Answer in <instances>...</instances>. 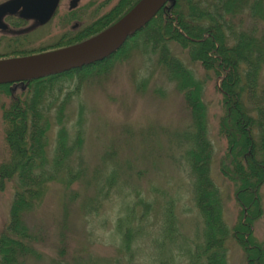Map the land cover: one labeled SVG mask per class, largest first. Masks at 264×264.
I'll return each mask as SVG.
<instances>
[{
	"label": "rangeland",
	"instance_id": "obj_1",
	"mask_svg": "<svg viewBox=\"0 0 264 264\" xmlns=\"http://www.w3.org/2000/svg\"><path fill=\"white\" fill-rule=\"evenodd\" d=\"M83 1L87 9L85 33L90 27H94L90 33L97 30L88 36V40L113 25L99 23L98 19L127 0ZM239 21L242 31L254 27L264 30V22L256 24L245 15ZM94 22L96 25H91ZM49 26L37 31L33 37V53L79 42H74L79 40L78 37H71L70 44L57 46L62 29ZM168 48L194 72L197 80H203L202 101L206 108L208 139L213 147L211 178L221 192L226 225L235 226L240 221L247 227L244 218L251 214L243 206L237 208L235 185L223 175V168L226 169L225 138L235 136L236 140L238 136L230 129L225 134L217 131L221 115L216 91L218 81L198 65L190 64L184 51L175 45L168 44ZM155 61L154 56L143 57L135 53L124 60H113L112 65L111 62L105 68L93 71L94 75L83 81L80 90L69 97L62 128L69 143L76 130L81 132L80 150L71 153L69 163L73 173L81 174L73 177L67 187L50 184L40 210L24 220L32 235L34 231L42 235L34 245L37 255L28 258L26 264H205L203 257L198 256L203 242L202 223L194 206L190 175L184 161L188 145L183 139L188 137L185 132L189 131L191 122L182 96L158 71ZM261 83L264 84V70ZM25 85L14 86L11 90L18 94ZM72 89L74 85H65L60 97L70 94ZM5 100L8 102L6 97ZM5 100L0 96V104ZM77 119H80L79 123ZM59 129L60 126L52 124L49 132L47 156L50 162ZM121 146L123 148L117 151ZM4 148L0 110V163ZM113 152L115 156L106 157ZM250 156L248 154V158ZM127 163L132 169L126 167ZM103 168H106L105 176L120 168L118 181L108 191L103 189L104 180L93 178V174ZM13 193L14 183L1 178L0 235L9 221ZM260 195L264 213V186ZM91 196L96 200L86 207L85 202L92 199ZM123 198L122 202L134 209L130 222L133 241L128 254L120 250L121 239L115 228L116 221L125 215L119 206ZM137 199L141 200V205H133ZM251 201H254L251 195L244 199L247 204ZM91 208H94L93 212L87 213ZM253 230L255 238L264 243L263 214ZM225 246L226 264H246L236 241L230 239ZM60 249L64 254L60 255Z\"/></svg>",
	"mask_w": 264,
	"mask_h": 264
},
{
	"label": "trees",
	"instance_id": "obj_2",
	"mask_svg": "<svg viewBox=\"0 0 264 264\" xmlns=\"http://www.w3.org/2000/svg\"><path fill=\"white\" fill-rule=\"evenodd\" d=\"M138 1L127 0L121 7L117 5L98 19L99 23L114 24ZM243 15L256 24L263 23L264 0H169L149 23L105 60L21 84L0 85V96L8 99L0 104L5 147L0 179L14 183L9 221L0 235V264H26L28 258L37 255L34 245L42 235L38 231L32 235L24 220L40 210L50 184L67 187L73 177L81 174L73 173L69 166L71 153L80 150L81 132L76 130L69 143L62 128L69 97L80 90L83 81L94 75L93 71L105 68L113 60H124L131 53L156 58V68L174 84L189 115L191 126L185 132L187 139H183L188 145L184 161L190 175L194 206L202 223L203 242L198 256L203 257L205 264H226L225 243L231 239L241 248L246 264H264V243L255 238L253 230L257 220L264 215L260 200V190L264 186V84L261 83L264 30H256V27L240 30L239 20ZM93 29L90 27L88 32ZM96 31L84 33L77 41L87 40ZM168 44L184 51L190 64L198 65L218 81L216 91L221 115L217 131L225 134L230 129L238 136L236 140L235 136L225 138L226 169L223 168V175L235 185L237 208L243 206L251 214L244 218L247 227L240 221L228 227L224 221L221 192L211 178L213 147L208 139L206 108L202 101L203 80L194 77V72L171 53ZM19 85H25V88L18 94L11 90ZM65 85H74V90L60 97ZM79 121L77 119V123ZM52 124L60 129L56 133L50 162L47 143ZM123 146L116 148L117 151ZM114 154L106 157L111 158ZM248 154L251 155L249 158ZM126 167L131 168L129 163ZM105 169L96 171L93 178L104 180L103 189L108 191L118 181L120 168L106 176ZM248 195L253 196L254 201L247 204L244 199ZM92 200L95 202L96 197L88 199L86 207ZM123 200L120 199L119 206L125 215L116 221L115 228L121 239L119 248L128 254L133 241L130 222L134 209ZM140 202L137 199L133 205H141ZM248 206L253 207V212ZM94 208L87 213L93 212ZM236 227L240 229L234 230ZM59 253L62 255L64 251L60 249Z\"/></svg>",
	"mask_w": 264,
	"mask_h": 264
},
{
	"label": "water",
	"instance_id": "obj_3",
	"mask_svg": "<svg viewBox=\"0 0 264 264\" xmlns=\"http://www.w3.org/2000/svg\"><path fill=\"white\" fill-rule=\"evenodd\" d=\"M55 1L45 11L31 12V16L45 22L52 15ZM167 1L139 0L119 21L93 38L34 56L0 61V85L44 78L105 60L149 23Z\"/></svg>",
	"mask_w": 264,
	"mask_h": 264
},
{
	"label": "flooded vegetation",
	"instance_id": "obj_4",
	"mask_svg": "<svg viewBox=\"0 0 264 264\" xmlns=\"http://www.w3.org/2000/svg\"><path fill=\"white\" fill-rule=\"evenodd\" d=\"M16 1L0 0V61L34 56L68 47H57L36 53L31 51L33 50L31 42L36 32L49 25H56L55 28L62 29L58 34L60 40L57 46L70 44L71 37L79 38L85 33L87 9L83 0H56L52 15L45 22H40L37 17L31 16V12L36 14L45 11L48 5L53 4V0H18L17 3Z\"/></svg>",
	"mask_w": 264,
	"mask_h": 264
}]
</instances>
